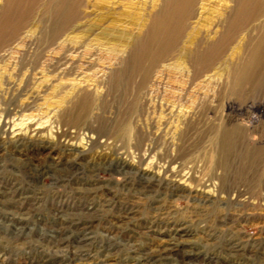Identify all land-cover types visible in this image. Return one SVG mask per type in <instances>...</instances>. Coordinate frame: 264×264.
<instances>
[{
	"label": "rangeland",
	"instance_id": "obj_1",
	"mask_svg": "<svg viewBox=\"0 0 264 264\" xmlns=\"http://www.w3.org/2000/svg\"><path fill=\"white\" fill-rule=\"evenodd\" d=\"M49 1L0 0V264H264V0H86L53 43Z\"/></svg>",
	"mask_w": 264,
	"mask_h": 264
},
{
	"label": "bare ground",
	"instance_id": "obj_2",
	"mask_svg": "<svg viewBox=\"0 0 264 264\" xmlns=\"http://www.w3.org/2000/svg\"><path fill=\"white\" fill-rule=\"evenodd\" d=\"M88 1V0H87ZM210 2H212L213 0H209ZM219 1H224V0H219ZM85 2L86 0H50L48 2V12H49V16L52 20L51 25H49L48 27H46V31H47V35L48 38L50 40V43H53V41L57 38H59L62 34L66 33V31L70 30L73 25L75 23H77V21L80 19V17L82 16L83 13V8L85 7ZM199 0H180L181 6L185 9L186 13H187V18H193L196 15L195 9L198 7V3ZM163 14V13H159ZM89 17V15L87 16V18ZM157 17V15L155 14L154 16H152V19H155ZM220 19L223 20L222 18H218L215 21L210 22V29H213L214 27L220 25ZM163 23H167L170 24L172 23V20L169 21V23L166 21H161V24ZM82 28V27H80ZM176 31L180 32V29H176ZM103 34H106L105 31H103ZM177 39H174L173 41H169L166 42V40L160 41V45L162 47V52L164 50H168L170 48H173L174 45L177 43ZM179 42V41H178ZM203 39L198 41V44L202 47H196L195 48V52L191 53V63H194V71H196V74L198 75L199 73H201L200 70H202L203 67H205L204 65H206V63H208L209 61H211V59L213 58V48L214 46L211 45L212 43H208L206 45H203ZM263 42L262 41H258L257 42V46L258 47H262L263 46ZM138 48V45H137ZM165 55L167 53L163 52ZM168 54V53H167ZM150 59V58H149ZM149 59L147 60V64L149 66H153L155 64H157V60L153 59L151 62H148ZM146 64V65H147ZM245 67H252L251 65V61H244L243 62ZM130 66L128 64H125V67ZM147 66H144L142 69V72H144L143 76L145 81L150 77V68L146 69ZM203 76V75H202ZM250 76V72L247 74V78ZM196 77V75H195ZM119 78V72L117 73L116 77H114V80H118ZM193 79V77H191Z\"/></svg>",
	"mask_w": 264,
	"mask_h": 264
}]
</instances>
